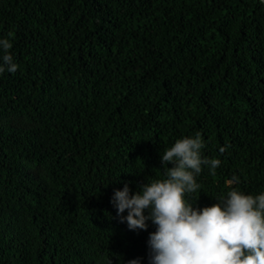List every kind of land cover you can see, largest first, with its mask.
<instances>
[{
	"label": "trees",
	"instance_id": "trees-1",
	"mask_svg": "<svg viewBox=\"0 0 264 264\" xmlns=\"http://www.w3.org/2000/svg\"><path fill=\"white\" fill-rule=\"evenodd\" d=\"M0 39V264H150L112 198L181 138L221 161L194 208L264 193L261 0H0Z\"/></svg>",
	"mask_w": 264,
	"mask_h": 264
},
{
	"label": "clouds",
	"instance_id": "clouds-1",
	"mask_svg": "<svg viewBox=\"0 0 264 264\" xmlns=\"http://www.w3.org/2000/svg\"><path fill=\"white\" fill-rule=\"evenodd\" d=\"M12 47L9 39H0V73L18 70ZM203 148L199 134L178 139L161 155L165 179L147 182L135 194L127 184L116 190L112 203L120 222L132 231H147L148 221L156 226L148 239L150 264H264V193L254 196L231 188L212 206L193 207L192 194L201 189L196 177L204 166L215 175L221 164L204 158ZM238 182L237 177L227 181ZM128 264H140V259Z\"/></svg>",
	"mask_w": 264,
	"mask_h": 264
}]
</instances>
